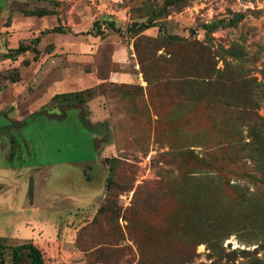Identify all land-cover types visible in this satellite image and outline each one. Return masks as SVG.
Wrapping results in <instances>:
<instances>
[{
  "label": "rangeland",
  "instance_id": "rangeland-1",
  "mask_svg": "<svg viewBox=\"0 0 264 264\" xmlns=\"http://www.w3.org/2000/svg\"><path fill=\"white\" fill-rule=\"evenodd\" d=\"M116 46L138 82L93 85L122 71ZM263 97L264 0H0V264L30 239L56 244L52 264L264 259L243 150Z\"/></svg>",
  "mask_w": 264,
  "mask_h": 264
},
{
  "label": "trees",
  "instance_id": "trees-1",
  "mask_svg": "<svg viewBox=\"0 0 264 264\" xmlns=\"http://www.w3.org/2000/svg\"><path fill=\"white\" fill-rule=\"evenodd\" d=\"M242 18H243L242 15L236 14L232 17V19L229 21L228 24L236 25L238 22L242 20ZM107 25L110 29L114 28L113 23H107ZM97 26L98 24L94 23L93 27H97ZM155 26L156 25H154L153 23L149 21L148 23H133L130 29L132 30V32H135L134 30L138 32V34L135 36V39H137L143 36L142 34L146 30L153 28ZM217 26H218L217 23H214L211 25H203L202 29L206 33H211L215 30V28H217ZM99 29H97V31H99ZM49 32L63 33L64 31L59 27H55L51 29V31ZM98 33L99 35L102 34V32L101 33L98 32ZM133 46L136 48L135 44ZM28 50H29L28 46L20 45L16 49L11 51V55L9 59L14 61L17 56L24 54ZM140 67H142L141 64H140ZM100 80H104V79H100ZM92 92H93L92 89H86L84 91H81L79 94H86L87 98H92L93 97ZM70 97L72 98V93H65V94L55 95L53 100L62 98V99H67L70 102L73 100V99H70ZM252 102L257 105L255 100H252ZM46 111L48 112L49 110H46ZM47 114H42V115H46V117H48ZM65 116L62 117V119H64ZM78 127L79 128L82 127V124L80 123ZM249 131H250L249 133L250 140L244 143L243 150L249 152V157L251 158L253 162L257 164L261 173H256L257 175L247 173L244 177L248 178L252 182L263 183V178H264V120L258 118L257 122L253 124H249ZM89 137L92 140V136L89 135ZM109 168H110V172L112 173L113 165H110ZM110 178H111V175L110 177H108V179H106L108 183L111 181ZM262 242L263 243L259 245L260 248H264V237H262ZM54 244L51 242H46L44 244H37L31 241H28L21 245H17L16 247H13L11 249V258H12L11 264H20V261L22 258V252L24 251L27 252V257L29 259L28 264H52L53 257L52 259H50V255H51L50 250L54 246ZM257 249H255L254 251L238 250V251H233L232 254L242 255V257L246 260V264H264V259L261 260L257 257Z\"/></svg>",
  "mask_w": 264,
  "mask_h": 264
},
{
  "label": "crops",
  "instance_id": "crops-1",
  "mask_svg": "<svg viewBox=\"0 0 264 264\" xmlns=\"http://www.w3.org/2000/svg\"><path fill=\"white\" fill-rule=\"evenodd\" d=\"M128 54H129V51L127 49H123L121 46H116L112 52L111 59L114 64L118 65L122 69V71L121 72H111L109 73L108 77L104 80H100L95 77V82L93 85L95 84L100 85L103 82H110L112 84H130V83H135V81L138 82L139 79L136 74H131L130 72H127L124 70L123 64H125V62H128V58H129ZM133 70H135V67H133ZM59 86L60 88L62 87L64 88V86L62 85H59ZM46 229L47 228L44 227V230ZM28 241H31L37 244H44L48 242L45 240L40 241L37 239H34V240L30 239Z\"/></svg>",
  "mask_w": 264,
  "mask_h": 264
},
{
  "label": "flooded vegetation",
  "instance_id": "flooded-vegetation-1",
  "mask_svg": "<svg viewBox=\"0 0 264 264\" xmlns=\"http://www.w3.org/2000/svg\"><path fill=\"white\" fill-rule=\"evenodd\" d=\"M17 133V132H16ZM16 135V134H15ZM11 136V135H10ZM13 138V137H11ZM17 138V139H16ZM14 138L13 140L9 141V143H11V146L14 147V142H18L19 141V136L17 135V137ZM10 139V138H9ZM19 146L21 147V145L19 144Z\"/></svg>",
  "mask_w": 264,
  "mask_h": 264
}]
</instances>
